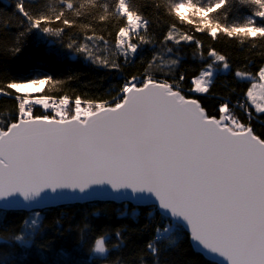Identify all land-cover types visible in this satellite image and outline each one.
I'll return each mask as SVG.
<instances>
[{
    "label": "snow or ice",
    "instance_id": "6c2138e0",
    "mask_svg": "<svg viewBox=\"0 0 264 264\" xmlns=\"http://www.w3.org/2000/svg\"><path fill=\"white\" fill-rule=\"evenodd\" d=\"M35 4L36 0H14L10 16L17 23L0 21L5 30L17 29L11 38L0 33V96L16 102L15 118L0 123V225L10 211L32 210L21 222L20 232L0 236V244L34 243L43 231V217L34 209L66 200H99L123 203L121 217L134 222L139 221L141 208H148V223L131 231L142 232L152 225L153 235L143 247L134 246L127 258L111 259L112 251L127 247L124 231L128 229H116V243L111 246V234L104 232L91 241L85 264L101 259L106 264H148L146 257H151V264H161L162 253L176 246L184 232L192 251L208 264H264V132L252 127L248 107L264 115V105L253 95L257 83L264 88V64L255 74L240 68L234 73L239 81H250L247 103L237 102L249 117L245 123L230 109L229 101L218 106L217 117L185 94V74L176 78L179 53L169 42H195L197 53L204 57L199 53L201 41L194 35L180 33L176 38L175 23L159 41L142 77H129L111 100L33 96L49 82H62L46 73L10 77L6 63L22 55L26 37L36 32L56 38L61 47L96 67L119 70L121 58L127 63L141 45L156 43L142 11L150 6L189 24L193 21L188 14L194 13L206 21L196 31L207 29L212 39L223 33L255 47L257 41L264 44V0H236L250 14L232 23L225 22L232 0H167L135 6L132 0H113L111 5L102 0ZM210 13L216 16L210 18ZM85 18L87 22H79ZM111 18L125 21L115 33L114 45L96 31L94 23ZM72 28H78L82 40L66 36V29ZM48 54L59 53L49 49ZM206 59L211 62L191 78L189 93L208 94L216 75L231 68L228 58L214 48H209ZM57 99L58 104L50 103ZM35 105H42L44 113L36 115ZM129 203L134 205L131 213ZM157 213L160 221L153 224ZM54 222L60 225L59 220ZM88 228L86 223L79 230L81 249ZM60 252L67 255L63 249ZM14 257L13 252L0 253V264H14Z\"/></svg>",
    "mask_w": 264,
    "mask_h": 264
},
{
    "label": "trees",
    "instance_id": "16d2710c",
    "mask_svg": "<svg viewBox=\"0 0 264 264\" xmlns=\"http://www.w3.org/2000/svg\"><path fill=\"white\" fill-rule=\"evenodd\" d=\"M14 1V0H13ZM52 2V0H49ZM102 2L112 4L113 0H102ZM166 3L167 0H132L133 5H142L147 3ZM210 0H199V3H209ZM44 0H36L34 7H40ZM58 3V0H57ZM233 7L229 11L225 22L232 23L240 21L245 16L250 14L247 7H239L236 5V0H232ZM13 2L9 5L0 1V21L4 19L11 20V23L16 24L17 20L10 16L13 12ZM145 13V18L149 21L148 32L156 41L154 45H141L135 59L125 63L121 58L119 70H109L101 67H96L88 60L84 59L61 47V44L56 42L54 37H44L36 32L31 33L26 37L25 50L16 60H9L6 63L11 69L10 77H32L36 73L44 74L41 68H47L53 72L54 80H59L62 83L54 84L47 83L44 87V95H68L73 98L80 95L82 99H107L111 100L119 87L129 77L136 75L142 77L147 61L151 59L153 52L160 47L159 41L162 40L169 26L175 23L177 27L176 38H179L180 33H190L194 35L196 40L201 41L202 47L197 53L195 42L185 43L181 41L179 45H174L169 42L170 47L178 50L180 64L176 69V78L183 72L186 76L182 84L186 95L194 96L198 99L209 115L219 116L218 106L224 101H229V107L233 108V113L238 116L242 122L247 123L249 119L245 118L237 111L242 110L237 106V102L247 103L245 93L250 86V81H239L235 76V71L240 68L255 74L259 66L264 63V44L259 41L253 47L251 42L244 44L239 43L237 39L229 38L223 33H218L217 39H212L208 35V30L196 31L197 27H203L206 21H203L200 16L194 13L188 14L192 24L187 21H179L173 16L165 14L164 9H156L154 7L142 8ZM220 10H217L219 12ZM215 13H210L209 17H215ZM89 18L80 20L79 22H87ZM259 22V18H256ZM95 23L96 31L103 35L110 44L114 45L115 33L120 26H125L123 18H111L104 23ZM17 29H3L0 26V33H3L8 38H11L12 33ZM66 36H72L78 41L83 39L78 28L66 29ZM102 43V42H101ZM209 48H214L219 53L225 55L231 65L228 72H219L216 75L215 81L210 92L206 95L193 94L188 92L191 87V78L196 76L199 70L211 62L206 59ZM52 49L58 55H49L48 50ZM38 65V67H35ZM158 78H164L160 73L156 74ZM73 77L69 80L68 77ZM9 77V78H10ZM171 79V77H168ZM234 89V91H233ZM15 100L9 97L0 96V123H4L7 118H15ZM235 104V106H234ZM248 107L254 114V120L251 119L252 127L257 133L264 132V115H257L254 108L249 104ZM38 113L37 110L34 111ZM129 213L133 205H127ZM123 203L112 201H86L82 203H67L56 206H49L40 211L43 217V231L34 238V243L30 246H22L13 244L9 247L7 244H0V253L13 252L15 254L14 264H85V257L89 255V247L91 241L108 232L111 238L108 240L109 246L116 243L114 232L116 229H123L124 236L127 239V247L122 251H112L111 259L118 256L128 257L129 253L135 247H143L144 244L152 237V225L142 232L133 233L132 229H141L147 220L145 212L149 211L144 207L140 210V218L138 222H134L129 217H121L120 213L124 211ZM31 212L18 210L10 211L6 215L3 224L0 225V236L8 237L13 233L20 232L21 222L30 216ZM59 220L58 226L54 221ZM160 216L157 213L153 224L159 223ZM88 224L89 228L85 230V243L81 249L78 246L79 230L84 224ZM59 233V235L57 234ZM47 245L46 247H44ZM63 249L67 255L61 254ZM148 264H151V257H146ZM97 264H106L102 259L97 261ZM161 264H208L204 257L197 255L190 247V238L186 232L181 234V239L174 247H170L167 252L161 255Z\"/></svg>",
    "mask_w": 264,
    "mask_h": 264
},
{
    "label": "bare ground",
    "instance_id": "6f19581e",
    "mask_svg": "<svg viewBox=\"0 0 264 264\" xmlns=\"http://www.w3.org/2000/svg\"><path fill=\"white\" fill-rule=\"evenodd\" d=\"M1 2H3L4 4H6V5H9L11 2H13V4H14V1L13 0H0ZM264 64V63H263ZM41 71L45 74H47V75H50V76H52L53 75V72H51L49 69H47V68H41ZM44 87H45V85L42 87V89H41V92L40 93H37L36 94V96L37 95H44V94H42L43 93V90H44ZM48 96H51V97H56V98H58L59 96H62V95H48ZM31 98V97H30ZM50 103H56V104H58L59 103V101H58V99L57 100H55V101H50ZM234 106H235V104H234ZM83 107L85 108V107H88V105H83ZM35 110H37V112L38 113H35L36 115H40V114H43L44 113V108H43V106L42 105H35V107H34V111ZM249 110L250 111H252L250 108H249ZM50 111V110H49ZM239 114H242L245 118H247V119H249V117L245 114V112L243 111V110H239V111H237ZM253 113V112H252ZM252 120H254V114H253V116H252V118H251ZM74 203V202H73ZM76 203H82V202H76ZM116 203H121V202H116ZM64 204H67V203H64ZM129 204H131V203H129ZM131 205H133V204H131ZM54 206H56V205H54ZM134 206V205H133ZM49 207V206H48ZM51 207V206H50ZM45 208H47V207H44V208H40V209H34L35 211H42V210H44ZM24 211H26V210H24ZM30 212L32 211V210H29Z\"/></svg>",
    "mask_w": 264,
    "mask_h": 264
},
{
    "label": "rangeland",
    "instance_id": "374dc122",
    "mask_svg": "<svg viewBox=\"0 0 264 264\" xmlns=\"http://www.w3.org/2000/svg\"><path fill=\"white\" fill-rule=\"evenodd\" d=\"M221 72H223V71H221ZM36 94H33V96H36ZM253 95L258 98L257 99L258 103H261L262 105H264V88L261 87L260 83H257V87L253 89ZM85 108H87V107H85ZM230 109L232 110L231 107H230Z\"/></svg>",
    "mask_w": 264,
    "mask_h": 264
},
{
    "label": "water",
    "instance_id": "95a60500",
    "mask_svg": "<svg viewBox=\"0 0 264 264\" xmlns=\"http://www.w3.org/2000/svg\"><path fill=\"white\" fill-rule=\"evenodd\" d=\"M97 201H99V200H97ZM73 202H86V201H71V200H66V201H63L62 203H60L58 205H61V204H64V203H73ZM51 206H54V205H51ZM44 207H48V206H43L41 208H44ZM37 209H40V208H37ZM26 211H29V210H26Z\"/></svg>",
    "mask_w": 264,
    "mask_h": 264
}]
</instances>
